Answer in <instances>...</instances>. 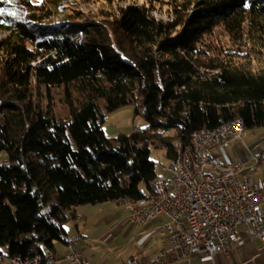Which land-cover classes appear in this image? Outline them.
<instances>
[{
	"label": "trees",
	"instance_id": "obj_1",
	"mask_svg": "<svg viewBox=\"0 0 264 264\" xmlns=\"http://www.w3.org/2000/svg\"><path fill=\"white\" fill-rule=\"evenodd\" d=\"M67 2H0L8 32L0 40V154L8 156L0 252L8 258L58 249L80 207L154 191V150L170 162L176 142L238 118L264 129V67L206 47L218 28L263 39L264 0H200L192 13L191 3L178 4L172 22L146 5L120 9L108 25L54 22ZM127 106L146 128L108 136V115Z\"/></svg>",
	"mask_w": 264,
	"mask_h": 264
},
{
	"label": "built area",
	"instance_id": "obj_2",
	"mask_svg": "<svg viewBox=\"0 0 264 264\" xmlns=\"http://www.w3.org/2000/svg\"><path fill=\"white\" fill-rule=\"evenodd\" d=\"M244 124L230 126L224 136L207 138L205 133L194 137L199 144L200 161L198 165H190L184 149L181 169L163 167V199L150 197V204L142 209L122 204L131 223L137 226L162 216L170 218L164 225L167 248L150 261L133 256L122 264H173L182 257L230 254L239 245H248L257 239L264 241V190L252 183L259 165H264V146L248 163H228L234 166L232 175L207 172V164H219L215 158L217 150H225L247 138L248 132L240 134ZM77 215L81 220L82 215ZM68 238L70 248H65V252L60 250L63 264L65 258H73V264H92L79 249L82 237ZM41 257L39 252L38 264ZM171 258L175 262L170 263ZM1 263L21 264L15 257L8 258L0 252Z\"/></svg>",
	"mask_w": 264,
	"mask_h": 264
},
{
	"label": "rangeland",
	"instance_id": "obj_3",
	"mask_svg": "<svg viewBox=\"0 0 264 264\" xmlns=\"http://www.w3.org/2000/svg\"><path fill=\"white\" fill-rule=\"evenodd\" d=\"M36 1L38 2V0ZM199 1L200 0H68L63 10H59L58 13L55 14L54 22H72L77 24L97 23L108 25L112 16H115L120 9L126 8L129 5H146L157 19L172 22L177 17L175 5L191 3L193 8L190 13H192L194 11L193 3ZM7 35L8 32L0 30V40ZM245 36L246 35L243 34L242 37H237L235 34L229 33L223 28H218L207 38L206 47H208L212 55L216 56L218 53L221 54L220 52H222L225 56L230 57L237 63L249 61L253 69L259 70L264 67V38L257 40L253 36H251V38ZM58 107L63 109L61 105H58ZM135 112V107L127 106L109 114L104 129L108 126H114L123 134H131L145 129L147 126L146 120L141 115L137 116ZM251 130L253 131L254 129L248 130L247 128V132ZM162 156L161 152L155 150L152 152V159L156 162L157 173L160 177L163 176V167H167L170 164L167 160L163 159ZM6 161H8L7 154H0V166ZM141 190L144 192L146 191L145 185L141 186ZM147 192L148 191H146V193ZM99 205L103 206L100 207ZM99 205H97L99 208H93L91 213H89V209L92 208V206L80 207L77 213L79 216L82 215L80 218L82 221L77 219L78 215L76 213L74 219L66 224V229L67 231L69 230V236L76 234L77 236L83 237V242L85 245H88L89 249H92V252L93 245L95 246V250H105L106 245H109L108 242L104 241L101 237L103 232L109 229L104 216L109 210V212L113 214L119 210V207L113 202ZM113 245L118 244L114 243ZM57 248L65 252V247L62 243H58ZM3 251L5 254H8L7 249Z\"/></svg>",
	"mask_w": 264,
	"mask_h": 264
},
{
	"label": "crops",
	"instance_id": "obj_4",
	"mask_svg": "<svg viewBox=\"0 0 264 264\" xmlns=\"http://www.w3.org/2000/svg\"><path fill=\"white\" fill-rule=\"evenodd\" d=\"M108 136H116L120 132L116 127L105 128ZM264 146V129L255 128L248 131L244 141L235 142L227 149H219L215 152V158L221 165L228 163H248L252 155L260 153ZM252 183L264 190V166H261L253 175ZM119 207V212H106L104 216L109 229L102 234V239L108 242L105 250L88 248L82 241L80 251L92 264H122L133 256H139L144 261H150L161 251L167 248L165 244L164 225L170 221L167 216L148 221L142 226L131 223L128 213L122 205L113 202ZM105 204V203H103ZM100 206V205H99ZM101 205L100 207H102ZM99 208L97 205L89 209ZM88 213V214H89ZM87 215V214H86ZM85 218V217H84ZM82 221V220H81ZM69 231V230H68ZM70 235V234H69ZM71 236H77L71 235ZM117 243L118 245H113ZM264 241L255 240L248 245H239L230 254H217L213 257H201L192 255L190 258H180L177 262L170 259L173 264H264Z\"/></svg>",
	"mask_w": 264,
	"mask_h": 264
},
{
	"label": "bare ground",
	"instance_id": "obj_5",
	"mask_svg": "<svg viewBox=\"0 0 264 264\" xmlns=\"http://www.w3.org/2000/svg\"><path fill=\"white\" fill-rule=\"evenodd\" d=\"M238 123H245L242 119H235L229 121L222 126L215 129H200L194 132L191 140L188 144H184L180 141L175 143V157L169 162L167 167H173L174 169H181L183 150L185 149L190 158V165H198L200 161L199 144L194 137L206 136L207 138H214V136H224L225 130L230 126H237ZM240 134H247V127L244 124L240 127ZM264 165H259V167ZM165 167V166H164ZM163 172V170H162ZM207 172L211 175L217 176H229L234 174L233 164L219 165V164H207ZM165 194V185L163 183V176L159 177L155 182V190L148 191L146 195L141 199L125 198L116 201L119 205H131L132 209H142L145 205L150 204V197L152 200H161ZM81 237V236H75ZM64 247L70 248V238L68 236L64 240ZM49 248V249H48ZM41 252V264H63L61 258V251L59 249H53L49 245H42L40 248ZM15 259L19 260L21 264H38L39 253L30 259H23L20 256H15ZM65 264H73V258H65Z\"/></svg>",
	"mask_w": 264,
	"mask_h": 264
},
{
	"label": "snow or ice",
	"instance_id": "obj_6",
	"mask_svg": "<svg viewBox=\"0 0 264 264\" xmlns=\"http://www.w3.org/2000/svg\"><path fill=\"white\" fill-rule=\"evenodd\" d=\"M0 2H2L4 4H11V3H13V0H0ZM5 14H6L5 11L0 9V17L4 16ZM7 15L14 16L15 13L14 12H8ZM0 23H3V21H0Z\"/></svg>",
	"mask_w": 264,
	"mask_h": 264
}]
</instances>
